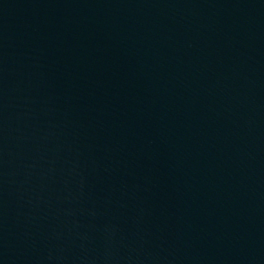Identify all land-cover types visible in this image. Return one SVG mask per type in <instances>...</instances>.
Listing matches in <instances>:
<instances>
[{
	"label": "water",
	"instance_id": "obj_1",
	"mask_svg": "<svg viewBox=\"0 0 264 264\" xmlns=\"http://www.w3.org/2000/svg\"><path fill=\"white\" fill-rule=\"evenodd\" d=\"M0 264H264V0H0Z\"/></svg>",
	"mask_w": 264,
	"mask_h": 264
}]
</instances>
